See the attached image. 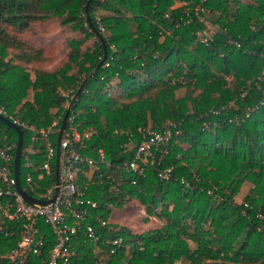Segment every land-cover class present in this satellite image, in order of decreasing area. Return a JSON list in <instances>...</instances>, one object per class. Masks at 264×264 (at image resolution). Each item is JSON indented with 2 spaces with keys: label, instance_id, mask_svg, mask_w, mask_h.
<instances>
[{
  "label": "trees",
  "instance_id": "16d2710c",
  "mask_svg": "<svg viewBox=\"0 0 264 264\" xmlns=\"http://www.w3.org/2000/svg\"><path fill=\"white\" fill-rule=\"evenodd\" d=\"M87 1L0 0V106L38 129L58 121L50 137L56 148L69 104L75 127L97 132L76 150L94 160L98 147L104 152L106 163L83 166L78 183L98 205L91 222L100 242L76 237L72 264H99V256L105 264H264V0H207L206 23L178 29L172 20L182 15L185 0H91L85 13ZM54 18L83 37L68 40L66 59L47 69L52 60L45 48L23 37ZM211 25L217 32L204 41ZM89 39L92 46L82 49ZM113 82L118 97L110 94ZM169 123L179 134L173 133L160 165L127 171L140 130L160 131ZM21 130L23 153L30 133ZM124 132L133 139L127 153ZM0 137L16 145L17 134L1 122ZM33 159L36 168L43 163ZM51 167L42 180V172H34L41 188L55 182ZM168 168L169 181H161L157 171ZM23 178L20 168L24 188ZM131 200L162 226L132 234L110 224L112 208ZM95 219L108 224L100 228ZM20 224L0 220V264H8L20 241ZM37 227L41 254L27 255L26 264H47L56 242L49 225L40 220ZM115 239L121 244L112 253Z\"/></svg>",
  "mask_w": 264,
  "mask_h": 264
},
{
  "label": "built area",
  "instance_id": "2783aa9c",
  "mask_svg": "<svg viewBox=\"0 0 264 264\" xmlns=\"http://www.w3.org/2000/svg\"><path fill=\"white\" fill-rule=\"evenodd\" d=\"M206 1L201 0L200 4L191 8L192 0H185L183 3L185 9L178 19L172 20V27L178 29L194 22L206 23L203 17V4ZM165 18L169 19V15L166 14ZM230 43L239 48L238 43L233 41ZM261 105H264V99ZM66 107L69 110V104H66ZM211 114L216 115L218 112L211 111ZM0 115L20 129L24 128L30 133L29 143L24 148L23 153L21 149L20 154L19 173L20 168H22L25 186L22 187L19 179L22 191L33 199L42 202L50 201L55 196L53 202L45 205L31 204L25 201L16 188L17 181L14 177V155H11V151L16 148V145H8L0 137V220L21 222L19 228L20 241L8 255V264H26L27 255L39 256L41 254L43 236L37 227L40 220L51 227L56 240L47 264H72V259L76 256L72 250L76 237L100 242V236L96 233L91 222L98 205L95 201L84 197L79 190L78 183L81 179L83 166L88 165L99 169L98 162L100 164L106 163L104 152L102 147H98V160H94L88 156H83L76 150L79 145L89 141L97 132L94 129L78 130L75 127V115L68 116L66 128L60 140L58 180L56 182V148L52 145L50 137L58 121L53 122L47 128L38 129L33 125L27 126L8 116L6 110L1 106ZM209 125V122H203L202 129H207ZM175 129L176 125L169 123L160 131L140 130V142L135 148L133 159L124 163L123 167L129 172H136L140 167L147 166V164L154 167L160 165L162 159L168 154V145L173 133L179 134ZM114 134L122 135L123 131L115 130ZM124 135L126 139L124 153H127L133 139L131 133L124 132ZM39 143L43 147L42 150L38 147ZM156 154H158L157 159ZM36 156H40L43 160L38 168H36L33 159ZM52 162L53 170H55V182L53 185L41 188L39 183L35 181L34 172L37 169L42 172L38 176V180L50 177L52 175ZM170 175V168L157 171V177L161 181H169ZM95 221L100 228H104L108 224L102 219H95ZM110 243L114 246L112 249V253H114L120 246L121 240L115 239Z\"/></svg>",
  "mask_w": 264,
  "mask_h": 264
},
{
  "label": "rangeland",
  "instance_id": "374dc122",
  "mask_svg": "<svg viewBox=\"0 0 264 264\" xmlns=\"http://www.w3.org/2000/svg\"><path fill=\"white\" fill-rule=\"evenodd\" d=\"M243 3H250L252 0H240ZM179 5V4H177ZM215 32L217 27L214 25L208 26L206 33L203 37L210 38ZM83 37L80 33H74L68 26H63L61 21L58 19H50L44 24L35 25L25 37L29 43L35 47L45 48L46 56L52 60L51 64L46 66L47 69H54L58 64L66 59L69 51L68 40L73 38ZM93 39H89L82 49L92 46ZM30 75L33 76L32 71H29ZM115 82L111 86V96L118 97V88L115 87ZM185 89L179 90L177 96L185 94ZM27 99H32V92L29 93ZM248 192L247 184L242 187L239 196L234 200L240 204L243 201V197ZM159 213V209L157 210ZM108 221L112 225H117L119 228H124L130 231L132 234H140L150 229H157L162 226L163 221L159 220L155 216L148 217L145 209L136 200H131L129 203H125L121 209L112 208ZM101 259L99 264H105V257L99 256ZM186 261H182L178 264H186Z\"/></svg>",
  "mask_w": 264,
  "mask_h": 264
},
{
  "label": "water",
  "instance_id": "95a60500",
  "mask_svg": "<svg viewBox=\"0 0 264 264\" xmlns=\"http://www.w3.org/2000/svg\"><path fill=\"white\" fill-rule=\"evenodd\" d=\"M90 2H91V0H88L86 5H85V13L88 12ZM87 19L89 20V17H87ZM102 44H103V42H102ZM103 48H105L104 44H103ZM105 59H106V51H104V57H103V60L100 64H102L105 61ZM68 116H69V110L66 111V113L63 116V119H62V122H61V125L59 128V132H58L57 142H56V182L58 180V166H59V157H60V140H61L63 132L66 128ZM0 122L3 123L4 125H6L7 127L13 129L15 131V133L17 134V142H16V148H15V154H14V177L17 181V185H16L17 190L22 194L25 201L28 203L45 205V204H48L49 202H53L55 196L50 201L42 202V201L33 199L32 197L27 195L24 191H22L20 184H19V166H20V154H21V149H22V145H23V132L17 125H15L14 123H12L7 118H5L1 115H0Z\"/></svg>",
  "mask_w": 264,
  "mask_h": 264
}]
</instances>
